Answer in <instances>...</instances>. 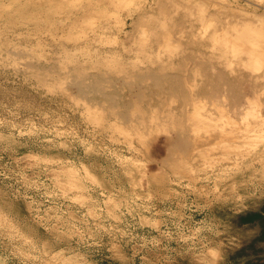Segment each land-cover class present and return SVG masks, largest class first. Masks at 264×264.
I'll list each match as a JSON object with an SVG mask.
<instances>
[{
	"label": "rangeland",
	"instance_id": "rangeland-1",
	"mask_svg": "<svg viewBox=\"0 0 264 264\" xmlns=\"http://www.w3.org/2000/svg\"><path fill=\"white\" fill-rule=\"evenodd\" d=\"M0 264H264V0H0Z\"/></svg>",
	"mask_w": 264,
	"mask_h": 264
},
{
	"label": "bare ground",
	"instance_id": "bare-ground-1",
	"mask_svg": "<svg viewBox=\"0 0 264 264\" xmlns=\"http://www.w3.org/2000/svg\"><path fill=\"white\" fill-rule=\"evenodd\" d=\"M212 81H213V80H212ZM258 84H259V83H258ZM258 84H257V85H258ZM90 85H91V84H90ZM255 85H256V84H254L253 86L256 88ZM258 86H260V85H258ZM92 88H93V87H92ZM177 89H178V86H176V85L174 84V86H173V91L176 92ZM207 92H208V94H211V95H207V96H211V97L213 98V95H212V93H211V89H210L209 91H207ZM237 92H238V91H236V93H237ZM239 93H240V92H239ZM107 95H108V94H107ZM108 96H109V95H108ZM111 96L114 97L115 95L113 94V95H111ZM109 97H110V96H109ZM113 97H110V98H113ZM114 98H115V97H114ZM114 98H113V99H114ZM234 103H235V102H234ZM243 111H244V110H243ZM243 111H242V112H243ZM240 113H241V112H240ZM243 113H244V112H243ZM247 114H248V113H247ZM240 115H241V114H240ZM197 116H198V115H197ZM242 116H243V115H242ZM256 116H257V115L255 114L254 118H256ZM248 117H249V116H248ZM260 120H261V119H260ZM260 120H259V121H260ZM255 122H256V120H255ZM202 124H203L204 126H206L205 122H202ZM212 128H213V127H212Z\"/></svg>",
	"mask_w": 264,
	"mask_h": 264
}]
</instances>
